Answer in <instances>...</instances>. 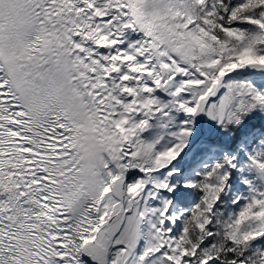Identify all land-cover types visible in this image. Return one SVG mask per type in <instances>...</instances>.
Wrapping results in <instances>:
<instances>
[{
    "label": "snow or ice",
    "instance_id": "snow-or-ice-1",
    "mask_svg": "<svg viewBox=\"0 0 264 264\" xmlns=\"http://www.w3.org/2000/svg\"><path fill=\"white\" fill-rule=\"evenodd\" d=\"M0 264H264V0H0Z\"/></svg>",
    "mask_w": 264,
    "mask_h": 264
}]
</instances>
